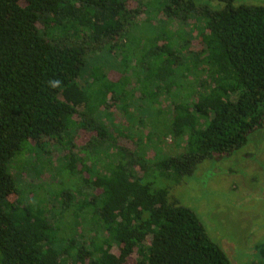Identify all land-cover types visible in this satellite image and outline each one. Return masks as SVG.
<instances>
[{
    "label": "trees",
    "instance_id": "16d2710c",
    "mask_svg": "<svg viewBox=\"0 0 264 264\" xmlns=\"http://www.w3.org/2000/svg\"><path fill=\"white\" fill-rule=\"evenodd\" d=\"M131 1L0 0V264H232L170 193L264 123V4Z\"/></svg>",
    "mask_w": 264,
    "mask_h": 264
},
{
    "label": "rangeland",
    "instance_id": "374dc122",
    "mask_svg": "<svg viewBox=\"0 0 264 264\" xmlns=\"http://www.w3.org/2000/svg\"><path fill=\"white\" fill-rule=\"evenodd\" d=\"M236 1L264 4V0ZM155 2L153 0L152 3ZM137 3L138 0H132L130 5L136 7ZM147 10L151 11L148 14L155 13L153 5ZM146 15L147 11L141 14V18ZM107 61L109 67L106 70L113 74L116 71L112 70L109 57ZM99 63L103 62L99 60ZM133 107L130 112L133 120H136ZM136 114L141 116L139 112ZM116 118L125 121L126 117ZM142 125L137 131L145 133L144 141L150 143V151L152 147V151H155L159 142L154 137L152 141L145 137L153 124L146 119L145 125ZM90 135L81 130L79 143L85 142ZM58 155L60 153H54L53 157L57 159ZM14 171L16 174L22 172ZM52 171H44L39 179L31 171L30 174L22 172L20 185L26 188L35 181L48 183L52 180ZM59 188L60 185L55 184L57 191ZM170 198L177 199L198 213L211 236L224 248L232 262L264 264V123L250 135L249 142L232 155L203 161L192 176L173 186ZM127 264H135V256Z\"/></svg>",
    "mask_w": 264,
    "mask_h": 264
},
{
    "label": "flooded vegetation",
    "instance_id": "af4514ba",
    "mask_svg": "<svg viewBox=\"0 0 264 264\" xmlns=\"http://www.w3.org/2000/svg\"><path fill=\"white\" fill-rule=\"evenodd\" d=\"M223 249H224V248H223ZM232 264H235V262L233 261ZM236 264H238V263L236 262Z\"/></svg>",
    "mask_w": 264,
    "mask_h": 264
}]
</instances>
